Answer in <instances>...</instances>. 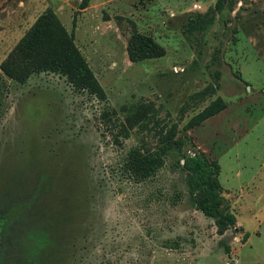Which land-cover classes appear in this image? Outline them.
Wrapping results in <instances>:
<instances>
[{
    "label": "rangeland",
    "instance_id": "obj_1",
    "mask_svg": "<svg viewBox=\"0 0 264 264\" xmlns=\"http://www.w3.org/2000/svg\"><path fill=\"white\" fill-rule=\"evenodd\" d=\"M218 1L0 0V264H264V0ZM48 9L105 99L60 74L20 84L1 70ZM136 33L165 55L131 61ZM219 97L228 108L186 130ZM175 126L183 153L130 179L127 154ZM200 152L219 162L241 232L218 235L195 208L178 161Z\"/></svg>",
    "mask_w": 264,
    "mask_h": 264
},
{
    "label": "trees",
    "instance_id": "obj_2",
    "mask_svg": "<svg viewBox=\"0 0 264 264\" xmlns=\"http://www.w3.org/2000/svg\"><path fill=\"white\" fill-rule=\"evenodd\" d=\"M235 0H219L217 9L222 12L226 3ZM193 22V20L191 19ZM129 55L131 61L141 62L157 59L165 55V50L152 38L136 33L133 35ZM1 70L13 81L25 84L36 73L52 72L64 76L79 91H88L101 99H105V91L94 72L77 46L74 35L69 33L57 14L48 9L29 29L18 45L3 63ZM228 108L227 103L217 98L205 109L195 115L186 126L191 130L203 125ZM146 118L144 108H139L127 118L121 137L128 139L130 130L141 126ZM178 128L171 132L156 130L155 145L143 141L139 147L131 150L126 157V170L129 178L135 182H144L154 177L164 166L166 156L173 150L183 153L184 140L177 138ZM116 142L120 143L118 139ZM178 166L186 173L189 195L195 208L205 217L213 219L220 236L229 230L241 232L238 226L237 212L224 195L219 182L221 167L216 159H211L205 152L199 154H183ZM249 234H245L247 241ZM231 249L227 247L228 254Z\"/></svg>",
    "mask_w": 264,
    "mask_h": 264
},
{
    "label": "crops",
    "instance_id": "obj_3",
    "mask_svg": "<svg viewBox=\"0 0 264 264\" xmlns=\"http://www.w3.org/2000/svg\"><path fill=\"white\" fill-rule=\"evenodd\" d=\"M228 196L230 197L229 195V191H228ZM235 209V208H234ZM236 212H237V216H238V225L240 226L239 228L242 227V229H244V227L241 225V221L239 219V214H240V210L236 208Z\"/></svg>",
    "mask_w": 264,
    "mask_h": 264
}]
</instances>
